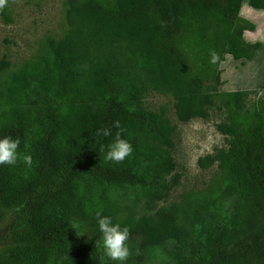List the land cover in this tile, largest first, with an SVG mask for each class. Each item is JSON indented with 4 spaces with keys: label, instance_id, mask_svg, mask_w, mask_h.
<instances>
[{
    "label": "trees",
    "instance_id": "16d2710c",
    "mask_svg": "<svg viewBox=\"0 0 264 264\" xmlns=\"http://www.w3.org/2000/svg\"><path fill=\"white\" fill-rule=\"evenodd\" d=\"M243 2L264 10V0L64 2L66 30L46 41L50 58L27 63L0 95L9 105L0 109V264H101L113 240L181 246L195 223L203 254L174 264H264V97L244 111L256 91H218L222 58L250 61L261 48L243 39L254 29L239 16ZM8 66L0 61V73ZM28 83L56 86L58 96L80 84L82 94L42 106L32 131L15 98ZM148 91L172 96L181 123L207 117L216 101L227 112L218 127L229 151L198 159L202 169L217 164L219 180L169 208L157 202L178 183L166 179L175 128L142 107ZM143 131L162 150L142 147ZM89 181L100 184L94 209ZM109 188L142 189L141 214L135 201L118 207Z\"/></svg>",
    "mask_w": 264,
    "mask_h": 264
},
{
    "label": "rangeland",
    "instance_id": "374dc122",
    "mask_svg": "<svg viewBox=\"0 0 264 264\" xmlns=\"http://www.w3.org/2000/svg\"><path fill=\"white\" fill-rule=\"evenodd\" d=\"M66 0H0V61L4 60L9 66L0 73V95L4 96L7 87L11 84L12 78L19 74L22 67L32 61H37L40 55L44 54L46 59L50 58L49 50L46 48V41L49 39L58 40L66 30L64 20V2ZM4 9V14L2 13ZM245 10H242L244 13ZM7 16V19L5 18ZM244 61L235 60L230 55H225L219 64L221 85L218 91L223 93L222 86L226 81H222V73L229 77V65L236 69L243 65ZM226 72V73H225ZM229 87L242 85L243 78L229 79ZM240 84V85H239ZM73 90L63 93L60 96L56 93L59 88L56 86L36 87L28 83L25 88L17 90L16 107L27 116L28 125L32 131L38 126L37 119L39 110L46 104L63 105L69 101L79 102L81 97L80 84H73ZM69 89V88H68ZM70 90V89H69ZM251 94L244 102V111L250 109L252 105L261 97H264V90ZM235 92V91H234ZM9 99V98H7ZM175 100L166 93L148 91L144 94L142 107L149 112L161 114L168 121L174 131L171 133L173 147L169 150L170 157L175 165L173 175L178 176V183L166 196L157 202L158 207L169 208L179 205L186 195L203 194L214 181L219 180L220 171L217 164L207 169H202L198 165V159L213 156L223 149L229 151L230 137L223 135L218 125L228 122L227 112L220 107L219 101L208 108L207 117L194 118L187 123L178 121L175 110ZM8 100L0 101V109L4 111L8 108ZM242 111L236 118L242 122H248L249 115ZM142 147H150L152 151H160L161 147L151 138V135L143 131L139 133ZM88 188L85 189L93 203H89V209H94L97 201V194L100 184L89 181ZM111 199H115L119 204L135 205L136 217L141 214L140 205L143 203V191L140 188L129 189L124 194L121 191H114L109 188L107 192ZM218 192H214L217 195ZM196 197V196H195ZM229 206V201H224L222 208ZM125 212H121L118 219H121ZM211 219L218 217L210 213ZM222 215V213H221ZM188 241L184 245L170 244L163 247L141 250L137 242L113 240L106 245V249L101 254V264H174L184 257H197L203 254L206 247L205 236L201 226L197 223L190 228Z\"/></svg>",
    "mask_w": 264,
    "mask_h": 264
},
{
    "label": "crops",
    "instance_id": "0c3cea01",
    "mask_svg": "<svg viewBox=\"0 0 264 264\" xmlns=\"http://www.w3.org/2000/svg\"><path fill=\"white\" fill-rule=\"evenodd\" d=\"M243 9L244 13H242ZM239 16L254 26L253 30L243 32L244 41L250 44L260 43L261 48L255 52L252 60H242L244 64L239 65L238 69L229 65V77L222 73V81H226L222 86L223 92L264 90V10L251 8L247 2H243L239 9ZM231 77L243 78L242 85L229 87L228 83Z\"/></svg>",
    "mask_w": 264,
    "mask_h": 264
}]
</instances>
